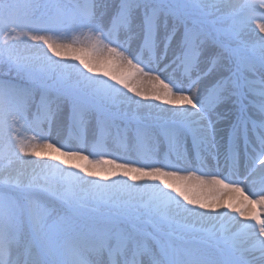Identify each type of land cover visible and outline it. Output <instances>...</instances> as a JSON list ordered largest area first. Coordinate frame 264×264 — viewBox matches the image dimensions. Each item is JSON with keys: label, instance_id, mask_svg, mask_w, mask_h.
<instances>
[{"label": "snow or ice", "instance_id": "obj_1", "mask_svg": "<svg viewBox=\"0 0 264 264\" xmlns=\"http://www.w3.org/2000/svg\"><path fill=\"white\" fill-rule=\"evenodd\" d=\"M5 74L0 264H264V0H0Z\"/></svg>", "mask_w": 264, "mask_h": 264}, {"label": "bare ground", "instance_id": "obj_2", "mask_svg": "<svg viewBox=\"0 0 264 264\" xmlns=\"http://www.w3.org/2000/svg\"><path fill=\"white\" fill-rule=\"evenodd\" d=\"M108 70L117 71V74H119V72L122 71V70H117V69H112V68H109ZM142 87L145 89H149L151 87V85L148 82H145V84ZM61 127H62V125H60V124H59V126L58 125L54 126L53 131L50 132L51 138L54 141H61L59 139V137H61V131H62V130L60 131ZM109 145L111 146V140H109ZM110 149H111V147H110ZM118 154L121 156H126V158H129V159L135 158L134 155L126 154L125 151L118 152ZM173 158H174V154H173ZM25 159L30 161L31 159H34V158H27L26 157ZM215 163L216 162L213 161L212 165H215ZM244 163H246V161ZM256 168H257L256 173L248 181L249 187H252L253 190H258L260 185H261V182L264 181V178H263L264 172H262L260 170V165L257 164ZM221 169H223V160H221ZM212 170H215L214 167L212 168ZM0 179H1V176H0ZM129 182L131 183V181H129ZM246 191H247V189H246ZM215 194L220 196L219 203L221 205L232 202V201H230L229 197L234 195V194L228 193V192L215 193ZM233 215H236V214L234 212H229V216H233ZM238 219H242V218H238ZM213 225L219 227L220 222L219 221H213V222H210L207 226L212 227ZM224 226L228 227V228H232L233 230H236V227H237V226L233 225L230 221H227V220L224 221ZM197 227H199V225H197Z\"/></svg>", "mask_w": 264, "mask_h": 264}, {"label": "rangeland", "instance_id": "obj_3", "mask_svg": "<svg viewBox=\"0 0 264 264\" xmlns=\"http://www.w3.org/2000/svg\"><path fill=\"white\" fill-rule=\"evenodd\" d=\"M0 79H8V77L6 76V77H0ZM33 111H35V110H33ZM59 126V124H53L52 125V127L49 129V127H48V125L47 124H44L43 125V127H44V129H45V131L46 132H51V131H53V128H54V126ZM62 130V131H61ZM60 131H61V137H59V139L62 141V142H67V140L69 139V131L62 125V127L60 128ZM28 135H32L31 133H29ZM73 135H74V133H73ZM111 149H109L110 151H114L115 150V148H116V146L115 145H113L112 144V142H111ZM121 151H124V149L123 148H121L118 152H121ZM118 152L116 153L117 155H119L118 154ZM3 177L1 176V179H2ZM263 178H264V176H263ZM62 211L63 210H61V213H62Z\"/></svg>", "mask_w": 264, "mask_h": 264}, {"label": "trees", "instance_id": "obj_4", "mask_svg": "<svg viewBox=\"0 0 264 264\" xmlns=\"http://www.w3.org/2000/svg\"><path fill=\"white\" fill-rule=\"evenodd\" d=\"M5 72H6V70H5ZM7 75L5 74V75H3V76H0V77H6Z\"/></svg>", "mask_w": 264, "mask_h": 264}]
</instances>
